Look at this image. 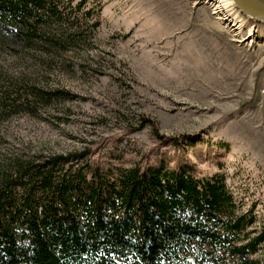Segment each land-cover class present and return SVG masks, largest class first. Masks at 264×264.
<instances>
[{
  "label": "rangeland",
  "instance_id": "rangeland-1",
  "mask_svg": "<svg viewBox=\"0 0 264 264\" xmlns=\"http://www.w3.org/2000/svg\"><path fill=\"white\" fill-rule=\"evenodd\" d=\"M14 1L28 14L11 17H29L32 24L18 29L0 16V191L6 192L0 243H15L16 253L24 251L22 264H31L19 244L34 226L31 216L43 209L38 196L68 165L140 166L123 179L109 169L87 173L84 182H57L60 197L72 200L80 192L98 200L90 207L67 204L62 213L87 212L106 224L118 208L102 198L141 194V187L124 188H136L141 168L155 165L160 182L168 169L175 184L144 188L141 197L163 222L187 218L183 211L193 207L180 198L191 196L206 212L219 205L216 215L239 226L242 256L264 264V21L245 15L233 0L228 21L204 0ZM30 160L53 164L29 172ZM124 206L120 211H130ZM192 222L184 221V230L193 231ZM15 229L19 239L10 238ZM40 232L31 246L49 259L50 242Z\"/></svg>",
  "mask_w": 264,
  "mask_h": 264
},
{
  "label": "trees",
  "instance_id": "trees-1",
  "mask_svg": "<svg viewBox=\"0 0 264 264\" xmlns=\"http://www.w3.org/2000/svg\"><path fill=\"white\" fill-rule=\"evenodd\" d=\"M18 13L23 16L28 14L24 12V6L22 4L19 5V2L6 0L5 3L0 4V16L4 17V21L19 24L18 26L20 27L15 28L25 29L28 24H32L29 21L31 19L29 17L26 20H16L14 17ZM12 14L14 17H11ZM84 16L87 18L89 15L86 14ZM3 17L1 18L3 19ZM53 20L56 21V18H48L47 22L50 23ZM0 24L3 25L2 20ZM33 25L37 28L40 24L35 25L34 20ZM2 28L0 26L1 32L3 31ZM21 36L26 37L23 34ZM17 38L14 37L13 39ZM26 38L31 39L32 36ZM32 40L40 42L39 39ZM47 44H51V42ZM14 45H18V43ZM26 94H29L27 90L25 93H21L20 96L23 97ZM13 105L15 106V104ZM17 106L23 105L17 104ZM78 156L80 155L76 157ZM67 159V157H60V161H63V163ZM82 159H86V156ZM33 160L29 161V172L35 169L37 171L42 170L53 164L49 165V161H45L42 164L34 165ZM89 164L91 163H82L78 167H75L77 166L76 164L68 165V168L61 172V177L55 179L54 184L51 187H46L45 192L38 196L40 199L38 205L42 206L43 209L32 216L30 214V222L33 220L34 226L31 227L29 225V231L26 230L28 232L27 241L19 244L21 250L27 249L26 254L28 257L26 259H29L31 264H253L252 261L242 256L241 249L238 246L239 226L237 225V228H234L228 219H223L221 216L225 214L216 215L221 214L219 205L214 204L215 206L206 212L191 201V196V198L186 199L180 198L181 204L184 202L186 205L193 207L191 211L186 208L183 211L184 214L186 212L189 213L187 218L179 215L177 224L163 222V215L158 210L152 209L153 206L149 204L150 201L147 196H145V201L141 197L144 188H153V185L162 189L163 185L171 186L175 184L171 177L168 176L170 175L168 169L163 171V177L160 182L158 175H161V172L156 170L155 165L141 168L143 175L138 185L135 186L136 188L129 187L132 184H128L124 188L134 193L136 189L141 187V194H133L128 199L123 198V195H119L118 198L116 195L114 196L115 198L105 195V198H102V201L109 207L118 208V211L116 210L107 216L109 219L108 224L100 223L96 218L91 219V213L87 212H83L79 216L62 213L60 209L66 208L68 205L76 207L78 204H82L90 207L91 204H98V200L94 201L93 197L96 194L91 195L87 199L86 194L81 195L80 192H75L76 196L72 200L64 196L60 197L57 191L60 186L57 182L63 181V179H74L75 181L84 182L85 176L89 175L87 173H96L98 170L107 171L109 169H113L116 173L118 172L123 179L132 174L133 171L140 170V166H136V169H127L125 171L124 167L112 166L103 169L101 165L93 168ZM75 171L76 176L71 175ZM90 175L94 176V174ZM107 176L111 179L114 175L107 173ZM123 181L125 182L126 180ZM187 181H184V187L187 185ZM93 182L92 178L86 183H91L90 185H92ZM100 183V185L104 184L103 182ZM190 186L193 187L195 184L191 181ZM209 186L211 184H206V190H209L207 189ZM87 188L89 187L84 186L82 189L85 190ZM150 192L154 193L153 190ZM168 193L173 194L171 191H168ZM164 194L167 195V191L163 192V196ZM5 195L6 192L3 187V191H0V199ZM52 204H55L54 209L48 211ZM124 204L131 206L130 211H120L121 206H124ZM133 208L136 210L131 211ZM183 212L181 211V213ZM177 217L173 219L175 222H177ZM11 218L13 220L14 217ZM186 220L193 221L191 223L193 224V231L188 229L191 233L184 230V221ZM40 230H43L46 240L50 242L49 250L45 249L49 259L46 257H44L45 259L40 258L39 247L35 246V248H32L31 246L37 242L39 234L42 233ZM12 233L10 235L11 239L20 238L21 231L19 229L12 230ZM190 235L192 236L191 240L189 239ZM197 238L201 241H197ZM9 244L6 245L4 241L0 243V249H2L0 250V262L6 264L9 261L12 264H22L21 254L24 251L16 253V244L12 243L10 247L8 246ZM193 255L196 258H193Z\"/></svg>",
  "mask_w": 264,
  "mask_h": 264
},
{
  "label": "water",
  "instance_id": "water-1",
  "mask_svg": "<svg viewBox=\"0 0 264 264\" xmlns=\"http://www.w3.org/2000/svg\"><path fill=\"white\" fill-rule=\"evenodd\" d=\"M233 2L248 17L264 21V0H233Z\"/></svg>",
  "mask_w": 264,
  "mask_h": 264
},
{
  "label": "bare ground",
  "instance_id": "bare-ground-1",
  "mask_svg": "<svg viewBox=\"0 0 264 264\" xmlns=\"http://www.w3.org/2000/svg\"><path fill=\"white\" fill-rule=\"evenodd\" d=\"M200 1H202V0H200ZM204 1L209 3V4H212V6H214L213 7V10H215L214 13H217L219 15L218 16L219 19H222V20L225 19L226 21H228L230 19L228 16H232V14L234 13L229 9V7L232 6V2H230V0H204ZM232 10H234V9H232ZM238 17H239V15H238ZM228 23L231 24L232 19ZM234 31L239 32V29H235V30L232 29V32H234ZM237 35H239V33Z\"/></svg>",
  "mask_w": 264,
  "mask_h": 264
}]
</instances>
